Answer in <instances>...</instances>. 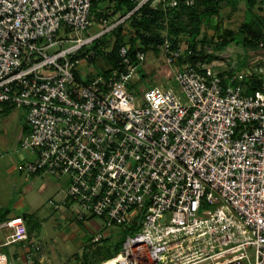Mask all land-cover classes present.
<instances>
[{
  "label": "built area",
  "instance_id": "1",
  "mask_svg": "<svg viewBox=\"0 0 264 264\" xmlns=\"http://www.w3.org/2000/svg\"><path fill=\"white\" fill-rule=\"evenodd\" d=\"M93 1L0 0V109L25 112L26 179H61L60 199L48 200L55 210L128 230L119 252L98 264H264V55L222 68L165 40L166 62L183 61L177 89H140L147 52L133 57L129 45L111 73L81 76L95 55L83 48L111 25L102 19L105 29L91 33ZM255 77L261 86L247 92L245 79ZM0 229L10 230L0 248L28 244V264H59L22 216ZM17 260L0 249V264Z\"/></svg>",
  "mask_w": 264,
  "mask_h": 264
},
{
  "label": "rangeland",
  "instance_id": "2",
  "mask_svg": "<svg viewBox=\"0 0 264 264\" xmlns=\"http://www.w3.org/2000/svg\"><path fill=\"white\" fill-rule=\"evenodd\" d=\"M115 4L113 0H100L96 10H94L93 19L95 22L90 27L91 33L97 30L98 32L103 31L105 28L99 27V22L102 19H108L111 24L108 31L109 37L107 41L100 43L102 54L97 55L95 61H90L88 66L85 61L82 62L81 76L87 75L90 71L96 72L99 70L97 66L108 67L104 56L107 55L106 52L111 50L116 40L115 30L117 28H122L124 41H129L132 32L129 17L134 13L129 14V12L122 15L114 10ZM151 4L155 7L157 5L155 1ZM248 7L246 0H221L217 14L201 24L199 34L195 39L198 50H202L208 61L218 64L222 68H229L234 65L237 70H240L248 66L258 56L264 55V46L260 47L259 45L261 39L264 40V0H254L250 20L247 19ZM245 22L249 24L247 27L244 26ZM175 24L179 39L177 46L186 48L192 39L191 34L194 28L192 21L190 18L182 16L175 21ZM159 26L155 27L154 31L165 36V40H170L167 36H169L171 27L167 21H162ZM255 31L260 32L261 35L255 36ZM148 32L150 31L148 30ZM245 36L252 39L254 44L245 45L242 42ZM164 42L160 45H163ZM95 43L96 41L92 44ZM160 45H157L158 51L153 49L147 51V57L142 66L145 75L140 78V89L154 85L178 88L174 79V69L180 66L183 61L179 62L180 64L170 66L165 60L164 49L160 48ZM217 46H221V48L217 49ZM209 54L214 57L208 59L209 57L206 55ZM259 64H264V62L260 61ZM169 68L173 69L172 73L166 71ZM137 78L135 77L134 80ZM25 125L26 118L23 109L13 108L9 113L0 111V187L6 185L11 189V193L15 189L16 191L11 197L15 200L20 199L21 203L25 204L27 212H35L39 215L43 225L41 237L49 243L53 242L51 244L53 248L49 245L47 253L50 254L51 258L56 254L55 263L82 264L81 253L85 248L93 250L98 247L112 249L121 243L128 230L118 226H107L103 218L93 217L80 223L75 221L64 223L63 219L59 218L60 215L49 206L48 200L60 199L59 191L65 186L61 179L45 173L35 174L36 176L33 175L25 179L23 171L25 162L22 160L27 154L17 147L18 139L21 138L22 128H25ZM21 155L22 157H20ZM11 164L13 167L15 165L21 166L22 171L12 174L8 171ZM15 200L11 201V207L14 206ZM67 214L70 215V211H67ZM59 224L62 226L59 227Z\"/></svg>",
  "mask_w": 264,
  "mask_h": 264
},
{
  "label": "trees",
  "instance_id": "3",
  "mask_svg": "<svg viewBox=\"0 0 264 264\" xmlns=\"http://www.w3.org/2000/svg\"><path fill=\"white\" fill-rule=\"evenodd\" d=\"M113 1H115L116 3L114 10L116 12H120V14L122 15L131 12L139 3V0H113ZM153 1L154 0H148L140 8L134 11L133 12L134 14L131 17H129L131 19L130 27L132 29V32L128 42L124 41L122 35L123 30L121 27L115 30L117 34L116 40L114 41L111 50L109 52H106L107 55L104 56L107 61L106 63L108 67L102 68L100 66H97L99 67V70H97L98 74L111 73V70L113 68H118L121 65V58L118 55V50L122 45H129L130 47L129 53L133 57H135V53L139 49H143L146 52L149 49L158 51L157 45L163 43L166 38L160 32H155L154 29L155 27H160L159 24H161L162 21H167V24L171 27V29H169V34H168L169 36H167V38L170 39L172 48L176 47L177 43L179 42V39H178V31L176 30L177 25L175 24V21L181 18L182 16L190 18L194 26L191 34L192 39L188 42L189 43L188 47L196 52L198 48H197V40L195 39V37L199 34L201 24L205 20L217 14L218 8L221 4V0H195L193 5H186L184 0H179L180 1L179 4L174 7L166 6L164 2L157 3L155 7L152 6L151 4ZM246 1L249 6L247 19L250 20L254 0H246ZM99 2L100 0L93 1L92 15L94 13V10H96V7L98 6ZM245 23L246 24H244V26L247 27L249 24L247 22ZM148 30L150 32H148ZM254 34L255 36L261 35V33L258 31H255ZM108 37H109L108 32L103 34L101 38L95 40L96 41L95 44L83 48L82 54L94 50L95 55L91 57V61H95L96 56L102 54L100 43H102V41L103 42L107 41ZM242 42L245 45L254 44L253 40L248 38V36H245L242 39ZM260 42L264 43V40L261 39ZM216 48L219 49L221 48V46H217ZM199 54H202L203 59H206L202 50H199ZM206 56L209 57L208 59L210 58L212 59V57H214L212 54ZM197 58L198 56L194 54L192 56V62H195ZM138 73L141 75V78L143 75H145L142 67L138 70ZM245 83L246 85H248L247 92H251L254 89L261 86L262 80L258 77H255L252 78L251 82L249 81V79H245ZM130 87H137V84L131 85ZM2 108L0 109V111H5V112L6 111L8 112L12 109V107L6 105H3ZM25 131H26L25 133L28 132L27 126L25 127ZM19 142L17 144L18 146H19ZM9 211L10 210L8 208L0 209V222L7 219V214ZM22 217L25 219L29 231L30 228L32 231L33 229L36 230L40 227L39 221L35 220L33 215L24 213L22 214ZM122 243L123 241L117 244L112 249H105L104 247H98L95 248L94 250L85 248L81 253V262L82 264H98L102 261H105L115 256L119 252Z\"/></svg>",
  "mask_w": 264,
  "mask_h": 264
},
{
  "label": "crops",
  "instance_id": "4",
  "mask_svg": "<svg viewBox=\"0 0 264 264\" xmlns=\"http://www.w3.org/2000/svg\"><path fill=\"white\" fill-rule=\"evenodd\" d=\"M172 68V67H171ZM171 68H169V69H167L166 71H168L169 73H172V70L173 69H171ZM142 77H144V75L142 76ZM13 109V108H12ZM11 111V110H10ZM10 111H8V113L10 112ZM25 127H26V125H25ZM26 131H25V128H22V136L24 135V133H25ZM22 136H21V138H22ZM21 138L20 139H18V142L21 140ZM18 144V143H17ZM18 148H20L19 146H17ZM20 150L22 151V152H24V153H26L27 154V151H25V150H23V149H21L20 148ZM25 154V155H26ZM24 156V155H23ZM20 157H22V155L20 156ZM3 160V159H2ZM0 166H1V163H0ZM8 171H10L12 174H14V172H21L22 171V168H21V166H19V165H15L14 167H13V164H11L10 165V167H9V170ZM37 175V174H36ZM36 175H34V176H36ZM26 179V178H25ZM63 181V180H62ZM64 182V184H65V186H66V183H65V181H63ZM64 186V187H65ZM63 187V188H64ZM62 188V189H63ZM16 190L15 189H13L12 190V193H11V189H9L8 187H6V185L4 186V187H0V209H9L10 211L8 212V214H7V218H10V217H12V216H22V214H24V213H27V214H31V215H33V217H34V219L35 220H37V221H39V223H40V227L38 228V229H36V230H32L31 231V228H30V232H31V234L34 236V238L37 240V241H39L40 242V245H41V247H42V253L43 254H45V255H47L48 256V258L52 261V262H55L56 261V259H54V258H57V256H56V254L55 255H53L52 256V258H51V256H50V254H48L47 252L49 251L48 250V248H49V245H51L53 242L51 241V243H49V242H47V240H45L44 238H42L41 237V229H42V220H41V218L39 217V215L38 214H36L35 212H27L26 210L27 209H25V204H22L21 203V201H20V199H18V200H15V199H13L11 196H12V194L15 192ZM60 192V191H59ZM3 195H5V196H3ZM13 200H15V203H14V206L13 207H11V201H13ZM50 206V205H49ZM53 210H54V212L56 211V213L57 214H59L60 216H59V218L60 219H63V221H64V223H70L71 221L73 222V221H75V220H73V216H72V214H70V215H68L67 214V211H69V210H60V211H57V210H55L52 206H50ZM61 213V214H60ZM71 213V212H70ZM75 222H77V221H75ZM78 223H80V222H78ZM62 226V224H59V227H61ZM10 233V230H8V229H0V245L5 241V238H6V236L8 235ZM51 247H52V245H51ZM53 248V247H52ZM2 251H4L5 253H7L8 254V256L11 258V259H15V260H17V257H20V259L21 260H17L18 262H19V264H28L26 261H25V255H26V253H27V251H28V244L27 245H24L23 243H15V244H10V245H7V246H3V247H1L0 248ZM34 256H35V258H39V255H37V254H34ZM53 259V260H52ZM34 264H42V263H40L38 260H36V262L34 263Z\"/></svg>",
  "mask_w": 264,
  "mask_h": 264
},
{
  "label": "clouds",
  "instance_id": "5",
  "mask_svg": "<svg viewBox=\"0 0 264 264\" xmlns=\"http://www.w3.org/2000/svg\"><path fill=\"white\" fill-rule=\"evenodd\" d=\"M25 134V133H24ZM23 137V136H22Z\"/></svg>",
  "mask_w": 264,
  "mask_h": 264
}]
</instances>
